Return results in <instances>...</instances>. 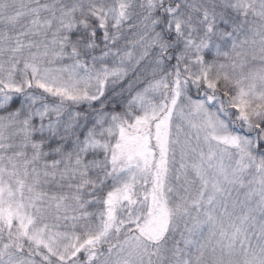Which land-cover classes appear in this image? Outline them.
<instances>
[{"label":"snow or ice","instance_id":"snow-or-ice-1","mask_svg":"<svg viewBox=\"0 0 264 264\" xmlns=\"http://www.w3.org/2000/svg\"><path fill=\"white\" fill-rule=\"evenodd\" d=\"M0 264H264V0H0Z\"/></svg>","mask_w":264,"mask_h":264}]
</instances>
